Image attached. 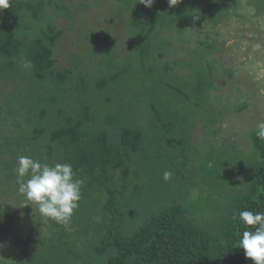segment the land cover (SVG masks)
<instances>
[{
    "label": "trees",
    "instance_id": "16d2710c",
    "mask_svg": "<svg viewBox=\"0 0 264 264\" xmlns=\"http://www.w3.org/2000/svg\"><path fill=\"white\" fill-rule=\"evenodd\" d=\"M71 1L11 0V7L0 10V54L7 57L4 68H11L16 56H21L23 66L28 70L26 73L36 81L48 78L67 81L68 74L57 68L53 51L63 29L49 26L33 37L28 31L31 24L41 21L48 9L61 10L72 28L78 16L76 11L86 10L88 5L83 0H75V5L71 6ZM115 2L117 0L95 1L96 6L91 8V12L99 11L105 26L93 33L92 38L109 46L119 34L112 29V23L125 21L130 31L126 48L129 51L116 68L97 78L96 90H104L125 74L132 61L142 70L136 95L150 77L152 85L189 102L197 111L196 115L203 116L205 129L208 127L215 133L223 121H234L242 123L247 137H238L233 155H223L230 157L228 161L219 162L223 169L217 171L220 173L217 183L204 188L197 186V193L204 197L200 200L203 208L197 207L193 198L198 196L195 192V195H190L192 199L173 197L137 211L136 207L143 201L141 187L150 183L142 176L143 170L151 171L143 168L147 163L144 154H148L143 131L117 123L109 111L97 114L100 117L96 124L93 110L98 105L88 101L96 102L98 95L89 96L91 84L88 76L77 75L76 79L69 80V89L65 92L48 91L52 104L49 107L41 105L31 112L32 123L22 124L20 128H16L17 123H14L15 128L2 129L1 134L7 143L0 155V264H252L244 256L243 249L238 248V241L243 231L254 229L243 224L239 213L246 210L264 212V140L255 134L258 122L253 121L254 124L248 128L244 118L246 110L252 112L254 109L256 112L252 104L255 97L260 102L264 100V86L259 78L262 77L260 73L264 77V72H261L264 70V42L263 50L257 47L244 60L240 56L235 61L227 58L232 52L231 46L221 56L216 55L218 51L210 52L211 56L210 53L201 54L205 65L193 74H189L187 66L175 69L177 59L162 54L173 44L170 34L177 36L183 32L189 23L188 18L196 26L202 24L201 20L206 19L208 13L212 16L209 18L211 24L221 18L223 22L229 18L237 22L245 18L246 12L249 14L248 10L243 9L240 15L235 13L239 0H180L174 7H169L168 0H154L151 8H146L140 0H129L128 5L122 8H118ZM105 4L118 9L109 16ZM227 6L230 8L222 13ZM217 15L218 18L214 19ZM256 15L254 12L253 17ZM226 27L233 33L222 31L225 26L221 25V35L214 40L217 47L229 37H241L243 40L241 28L237 27L239 32L234 33L233 28ZM189 32L200 37L194 31ZM233 43L236 52L242 51V45ZM252 47L246 45V50L250 52ZM78 56L74 59L76 67L85 62ZM157 57L162 59L155 63ZM213 63L220 67L215 68ZM247 68L256 77V90L251 83L254 77L249 75L234 85L235 77L239 73L244 77L242 71ZM176 70L179 77L187 74L185 84H179L174 73ZM76 96H80L75 99L76 109L69 112L63 99ZM104 99L108 102L111 97L106 94ZM149 107L161 129L168 130L175 124L173 119L163 121L151 99ZM17 112L14 118L19 117ZM48 115L52 117L51 123L43 124L41 120ZM247 138L252 145L248 152L240 148L245 147ZM186 140V135L165 136L164 144L175 148ZM19 156L50 165L70 163L77 178L83 181L79 204L85 198L95 200L97 212L101 215L98 223L87 219L92 217L95 207L89 210L82 226L78 227L82 230L69 233L68 225L43 217L36 205H26L28 202L19 191L22 181L15 171ZM233 156L234 159L231 158ZM156 160L154 166H160V170L154 168L152 171L162 178L167 167ZM126 200L135 208L132 219L128 218L130 208L125 209L124 206ZM73 246L78 249L73 250Z\"/></svg>",
    "mask_w": 264,
    "mask_h": 264
},
{
    "label": "rangeland",
    "instance_id": "374dc122",
    "mask_svg": "<svg viewBox=\"0 0 264 264\" xmlns=\"http://www.w3.org/2000/svg\"><path fill=\"white\" fill-rule=\"evenodd\" d=\"M83 1L87 2L88 8L86 10L76 11V15L78 16H76L72 28L69 27L67 19L62 16L61 10L48 9V12L43 16L41 21L36 24H31L32 28L28 31L31 37H33L39 31L49 26L63 29V35L59 39L57 45L53 47V51L54 57L57 60V68L61 72L68 74L67 81L59 82L49 78L36 81L26 73L28 70L26 66H23L24 63L21 56H16L14 65L11 68H4L7 57L0 54V135H2V129L15 128L14 123H17L16 128H20L22 124L32 123L33 118L31 117V112L36 111L41 105L49 107L52 104L48 99L50 96L48 91H59L63 93L69 89V80L76 79L79 74H85L88 76V81L91 84L89 96L98 95L96 102L92 99L88 101V103L92 105H98V107H94L93 110L96 117L94 122L96 124L99 122V115L105 111H109L113 114L117 123L121 122L138 127L143 131L145 150L148 153L144 154L146 158L145 162L147 163L143 168L151 171L146 172L144 169L142 176H144L147 181L149 179L150 183L149 185L141 187L142 191L140 196H143V201L138 204L136 210L139 211L144 206L149 207L150 205L170 200L173 197L187 199L191 197L190 195L193 194V192H196V195H198L197 197H193L196 199L197 207L203 208V204L200 200L204 199V197L197 193V186L204 188L220 180L218 177L220 173L217 171L222 170L223 167L220 166L219 162L224 160L228 161V158L235 152V143H237L238 137L246 136V133L242 129V123H239V125L236 122L234 123V121H223V124H219L216 127L215 133H213L208 127L206 129L204 128L203 116L196 115L197 111L194 110V107L190 106L189 102L185 101L182 97H175L162 87L152 85V79L150 77L145 80L141 92L136 95L137 83H140L142 70L132 61L131 68H129L125 74L111 83V85H107L104 90L98 92L94 85L97 78L110 69L116 68L122 62L123 58L128 55L127 52L129 50L126 48H128L127 44H129L128 37L130 31L126 27L125 21L124 23L118 21L115 23L113 22L112 29L114 31H119L118 37H114L112 40L113 42L110 43L109 46L98 43L92 38V35L98 29H101L103 25L105 26L100 20L102 14L99 11L91 12V8L93 7L92 9H94L96 6V0ZM102 1L104 2V0H100V2ZM252 1L253 0L248 1V4H252L254 7L248 5L247 2L243 3L242 0H239L235 13L240 15L243 9L246 11H252L254 9L256 14L259 15V13L264 10V1ZM71 2V6H74L75 0ZM128 3L129 0H117V2H115L118 8L127 6ZM105 8L109 16L118 9L115 6L109 7L106 4ZM229 8L230 6H227L222 13L225 14L227 12L225 10ZM253 15L254 12L250 13V15L246 12L244 17L249 19V17ZM211 17V14L208 13L206 19L201 20L202 24L200 23V26H196L195 22H192V19L188 18L189 23L184 27V30H182L183 32H180L177 36L170 34L169 38L173 41V44L169 46V49H166L167 51L165 50L162 52V54L165 55L164 57H168L169 55L177 59L178 66H175V69L176 67L181 68L187 66L190 69L189 74H193L194 72L197 73L198 69L205 65V60H202L203 56L201 57V54H209L210 52L214 54L215 51H218L216 55L221 56L223 55V51L225 52L229 49V46H231V50L234 48L233 42H236L238 37H229V40L218 47L214 44V40L216 41L221 35L220 26L224 25L225 29L222 31L226 32L228 29L226 25H228V23L226 24L225 21H221V18L220 21L211 24L209 20ZM216 18H218V15L214 17V19ZM189 31H194L198 37L200 36V39ZM228 32L231 31L229 30ZM166 34L168 35V33ZM245 37H247L246 43L248 45H253L254 47L258 44L256 40L251 38V34L248 33ZM197 40H201L202 43ZM230 53V56H227V58H231L235 61L236 58L234 53ZM248 53L251 52L247 50L245 52L242 51L241 59L244 60ZM76 55H79L78 57H83L85 60L84 64H78V67L75 66L76 61L74 60ZM161 59L162 58L157 57L155 63L159 62ZM163 61L166 60L163 59ZM213 65L215 68L220 67L214 63ZM180 70L181 69H179V72H181ZM221 72L223 71L221 70ZM242 72L244 77L239 73L237 77H235L234 85L238 83L237 81L243 82V79L249 75L254 77L251 83L254 84L253 89L256 90L258 88V82L255 80L256 77L250 74L248 68ZM261 72H264V70H261ZM174 73L177 76L176 79H179V84H185L184 79L186 80L188 78L187 74L184 73V76L181 75L179 77L177 70ZM260 75H262V77L259 76L261 79L260 84L264 86L263 74L260 73ZM223 90L224 89H221L220 91ZM106 94H109L111 97L108 102L104 99ZM79 98L80 96L63 99L64 105L68 108L69 112L76 109L75 99ZM150 99L160 111L163 121L169 119L175 121V124L171 125L168 130L161 129L159 122L155 121L154 114L149 107ZM245 100L246 99L243 101ZM252 104L255 106L256 112L254 109H252V112L245 109L248 113L245 111L246 116L244 122L248 124V128H250L254 122L264 121V100L260 102L255 97V101ZM101 109L102 111L100 112L99 110ZM15 111H18V118H14ZM47 112L49 113V111ZM97 114L99 115L97 116ZM247 115H249V117ZM5 116H7L6 122ZM41 121L43 124L49 125L52 121V117L48 115ZM206 125L208 126V124ZM6 133L7 132H4L5 135ZM171 135H186L187 140L175 148H169L164 144V137ZM0 142L1 155L7 143L3 135L2 138H0ZM244 144L245 147H240L244 151L248 152L252 149V145L248 138ZM226 154H230V156H223ZM234 157L235 156L231 158L234 159ZM156 159H159L165 164L167 167L166 172L170 171L172 173L170 180H165L164 177L160 178V176L154 174L152 171L154 168L160 170V166L159 168L154 166L157 162ZM224 171L225 169L223 172ZM7 173L10 174L9 171ZM23 180H26V177L21 178V181ZM15 188L18 187L15 186ZM201 190L202 188L200 192ZM83 206H86V208L84 209ZM124 206L125 209L130 208L128 218L132 219L131 214L135 208L132 207L131 202L128 203L127 200ZM95 207L96 210L92 212V217L87 219L89 222L98 223L101 218L100 213L97 212L98 203H95V200H91L90 198H85L84 201H81L79 204L78 209L74 211L71 221L65 224L66 226L68 225L67 231L69 233H74L77 229L81 231L82 229L78 227L82 226L89 210ZM69 239L70 241L72 240L70 235ZM76 249L78 248H74L73 246V250ZM86 256L91 258L90 254H86Z\"/></svg>",
    "mask_w": 264,
    "mask_h": 264
},
{
    "label": "clouds",
    "instance_id": "9594fccd",
    "mask_svg": "<svg viewBox=\"0 0 264 264\" xmlns=\"http://www.w3.org/2000/svg\"><path fill=\"white\" fill-rule=\"evenodd\" d=\"M180 0H168L169 7L176 6ZM146 8H151L154 0H140ZM11 7V0H0V10ZM258 139L264 140V121L255 128ZM15 171L20 178L19 191L28 202L36 205L39 213L57 223L68 224L81 200L83 181L77 178L70 163L50 165L41 163L28 156H19ZM172 173L165 172L164 179L169 180ZM195 195V192H193ZM239 219L254 230H245L238 241V248L252 264H264V212L241 211Z\"/></svg>",
    "mask_w": 264,
    "mask_h": 264
},
{
    "label": "flooded vegetation",
    "instance_id": "af4514ba",
    "mask_svg": "<svg viewBox=\"0 0 264 264\" xmlns=\"http://www.w3.org/2000/svg\"><path fill=\"white\" fill-rule=\"evenodd\" d=\"M242 1H243V3L247 2V4H248V1H250V0H242ZM249 3H251V2H249ZM248 5H250L251 7H254V6H252V4H248ZM248 12L250 14V13L255 12V11L253 9L252 11H248ZM260 13H259V15H256L255 17L250 16L249 19L244 18L242 21L236 20L237 22H234L233 20H230V18L228 21H226V24L228 23V25L235 30L234 33H236V31L239 28H241L240 32L243 34V40H240L237 38L236 44L242 45L241 49L244 52L246 51V45H248L246 43L247 37H245L246 34H248V33L251 34L252 39H254L258 42V44L256 46L252 47L250 52L258 49L257 47H260V48L262 47V44L264 42V38H262V37H264V10ZM237 27H238V29H237ZM237 32H239V31H237ZM231 33H233V31H231ZM261 49L263 50V47ZM242 51L236 52L235 46L232 49V52L234 53L235 58H238L239 56L241 57ZM261 54H262V52H261ZM234 55H233V57H234ZM229 59H231V58H229ZM231 60L233 61V59H231Z\"/></svg>",
    "mask_w": 264,
    "mask_h": 264
}]
</instances>
